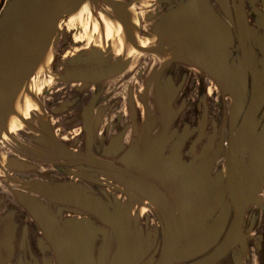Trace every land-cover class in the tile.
Wrapping results in <instances>:
<instances>
[{
	"label": "flooded vegetation",
	"instance_id": "1",
	"mask_svg": "<svg viewBox=\"0 0 264 264\" xmlns=\"http://www.w3.org/2000/svg\"><path fill=\"white\" fill-rule=\"evenodd\" d=\"M175 7L161 20L163 30L175 35L174 47L145 46L155 48L153 54L170 50L151 75L161 80L155 106L138 111L134 93L128 90L126 121L117 132L111 130L118 124L102 128L110 106L97 108L96 99L91 98L82 108L80 145L84 140L91 158L75 154L77 147L73 151L63 146L62 153L63 159L77 160V169L67 172L78 179L75 190L69 188L75 194L63 204L78 214L62 211V224H55L44 209L34 207L32 214L43 217L38 226L43 228L44 240L36 242L35 250L24 241V260L18 264H107L117 246L114 226L121 227L126 241L135 242L134 264H158L173 241L174 228L183 245L170 264H181L180 256L188 260L219 257L216 263L222 264H264V231L253 236V220L247 219L245 225L252 196L256 206L257 192L264 190V0H189L187 7L171 11ZM137 52H132L125 70ZM194 71L202 75H191ZM232 86L243 99L234 119ZM192 95L195 112L187 120L183 115ZM92 101L88 135L84 114ZM95 145L98 155L93 154ZM84 163L95 167L85 165L84 170ZM252 174H257L259 182ZM112 180L126 187L123 194L103 186ZM62 189L66 193L65 186ZM130 191L144 209L142 220L132 219L126 194ZM234 202L244 212L236 243ZM95 205L112 219L94 211ZM65 236L71 241L69 251ZM230 242L234 245L227 249ZM125 253L120 264L125 263ZM249 254L253 258L247 261Z\"/></svg>",
	"mask_w": 264,
	"mask_h": 264
},
{
	"label": "rangeland",
	"instance_id": "2",
	"mask_svg": "<svg viewBox=\"0 0 264 264\" xmlns=\"http://www.w3.org/2000/svg\"><path fill=\"white\" fill-rule=\"evenodd\" d=\"M7 1L0 0V14ZM111 1L115 5L105 0H71L50 42V46L58 45L52 59L39 69L24 66L8 85V90L12 87L13 93L5 107V114H9L0 134V249L6 255L8 264H18L24 260L21 249L24 241L35 250L36 242L44 240V234L38 226L43 217L32 214L34 207L44 209L55 224H62L60 220L63 212L78 214L63 204L64 201L72 200L73 196L70 195L75 194L69 188L74 191L78 179L67 172L77 169V160L74 157L63 159L62 153L63 146L73 151L77 147L75 154L91 158L84 140L80 145V112L89 100L96 99L97 108L110 106L101 120L102 128L104 124H118L111 130L117 132L126 121L128 90L134 93L138 111L144 107H154V101L159 96L157 88L161 80L151 79V75L158 61L170 50L160 54L137 52L124 72L94 86L80 81L79 75L111 66L130 40L143 46L159 44L162 48L166 45L173 48L175 35L171 30H163L161 20L170 7L176 6L171 11L183 5L187 7L189 0L183 3H172L171 0ZM148 15L151 16L150 20L145 19ZM106 30L115 35L111 43ZM191 75L202 73L194 71ZM195 99L193 97L186 101L187 109L183 117L187 120L195 112ZM179 101L180 98L174 104ZM96 150L95 145L94 155L99 154V150ZM85 165L95 167L94 164L84 163V170H87ZM88 175L104 180L98 174ZM83 185L90 186L86 183ZM64 186L66 193L62 189ZM103 186L108 187L109 192L121 194L126 188L115 180ZM126 194L132 207V219L142 220L144 209L139 207L138 197L132 191ZM255 199V195L252 196L247 207L245 225L247 219L253 220V236H259L264 231V190L256 206ZM226 235V239H229V229ZM64 242L69 251L71 241L68 236L64 237ZM130 243L133 245V240ZM252 258L253 255L249 254L247 261ZM179 259L181 264H209L213 260H188L182 256Z\"/></svg>",
	"mask_w": 264,
	"mask_h": 264
},
{
	"label": "water",
	"instance_id": "3",
	"mask_svg": "<svg viewBox=\"0 0 264 264\" xmlns=\"http://www.w3.org/2000/svg\"><path fill=\"white\" fill-rule=\"evenodd\" d=\"M108 4L112 5L110 0H105ZM71 0H8L5 8L0 14V90L12 83L22 68L36 55L42 48L50 42L53 38L56 28L65 15L66 10ZM151 16L145 17L150 20ZM132 48L133 44H130ZM140 52L153 53L155 50L138 48ZM129 63V58L126 56L119 57L111 66L105 69H99L79 75L80 81L86 84H95L101 81L110 79L116 75L121 74ZM230 95L233 100V107L231 111V118L234 119L238 113L241 112L243 107V99L238 93V90L232 86L230 87ZM93 106V101L85 111L84 114V130L91 133L90 127V114ZM2 123H0L1 130ZM1 132V131H0ZM257 159V157H256ZM259 159V157H258ZM261 164L258 161V165ZM256 165V161L252 168ZM232 175V174H228ZM257 178V174H252ZM259 175V174H258ZM259 189V188H258ZM263 190H258L257 201L261 197ZM235 218L233 224V242L236 243L240 235L241 224L243 221V208L234 202ZM94 211L102 213L109 218L110 213L100 205H95L92 208ZM33 210V209H32ZM32 212V211H31ZM112 219V218H110ZM41 228V227H40ZM120 228V229H119ZM115 240L117 246L114 254L107 264H120L122 252L127 251L124 255V264H132L134 256V246L125 240L123 230L121 227H113ZM118 229L120 232H118ZM43 234V228H41ZM48 235V231H45ZM233 242L228 243V248L231 247ZM58 246L63 251L62 244L58 241ZM179 247V248H178ZM181 248L180 242L177 239V229L174 228L173 241L168 243L165 255L158 264H170L176 256L177 250ZM219 259H213L209 264H215ZM0 264H8L3 254L0 252Z\"/></svg>",
	"mask_w": 264,
	"mask_h": 264
},
{
	"label": "bare ground",
	"instance_id": "4",
	"mask_svg": "<svg viewBox=\"0 0 264 264\" xmlns=\"http://www.w3.org/2000/svg\"><path fill=\"white\" fill-rule=\"evenodd\" d=\"M110 2L112 3V5H115V3H113L111 0ZM106 34L108 35V37H110V43L112 41V39L114 38V33H112L111 31L106 30ZM52 40H50L51 42ZM50 42H48L43 48L42 50L36 54L25 66H31L33 69H39L41 68L44 64L48 63L52 57H53V52L56 51V48L58 47V45L56 44V46H50ZM133 44V48L130 44ZM136 47L138 48H145V49H152L155 50V48H151V47H145V46H138L137 44L134 43V41L130 40V42L128 43L127 47L125 48V51L123 53L122 56H126V58H131L132 52L136 49ZM121 56V57H122ZM19 75V74H18ZM13 93V88L11 87L8 90V86H6L5 88H3L2 90H0V123H2L1 126V130L4 128L6 122H7V117L9 112H7L5 114V107L8 104V101L11 97V94ZM1 134V132H0Z\"/></svg>",
	"mask_w": 264,
	"mask_h": 264
},
{
	"label": "crops",
	"instance_id": "5",
	"mask_svg": "<svg viewBox=\"0 0 264 264\" xmlns=\"http://www.w3.org/2000/svg\"><path fill=\"white\" fill-rule=\"evenodd\" d=\"M0 252L3 254V256L5 257V259H6V255H4V253L2 252V250L0 249ZM7 261V260H6ZM7 263H8V261H7Z\"/></svg>",
	"mask_w": 264,
	"mask_h": 264
}]
</instances>
